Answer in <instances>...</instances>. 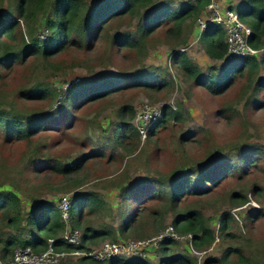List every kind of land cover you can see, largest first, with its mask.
<instances>
[{
    "label": "rangeland",
    "instance_id": "rangeland-1",
    "mask_svg": "<svg viewBox=\"0 0 264 264\" xmlns=\"http://www.w3.org/2000/svg\"><path fill=\"white\" fill-rule=\"evenodd\" d=\"M13 1L15 0H0V17H8L14 13L9 8ZM187 1L189 0H155L148 8V17L140 14L133 19H115L108 25L109 30L105 36L129 32L133 37L139 38V27L146 24L156 9L162 5L179 7ZM234 1L237 3V0ZM94 3L95 0H90L89 6ZM222 5L225 6L223 2ZM200 15L201 13L188 18L182 26L181 37L186 36L184 43L166 31L172 24H161L146 40V53L122 47L110 49L106 40L102 39L95 45L90 44L82 49L69 46L53 59L38 55L30 56L24 63L11 62L9 67L1 65L0 106L22 116L39 114L44 117V127L38 130V136L32 138L29 152L35 151L40 161L49 158L69 162L78 156L84 157V160L80 170L72 174H60L43 167L35 174V163L30 164L29 170H23L27 163L26 145L23 142H5L0 138V186L13 185L20 192L23 205L30 204L26 194L57 205L64 195L71 199L78 192L94 191L106 201V206L99 213H86L85 210V224L114 226L118 239L124 242H158L164 229L171 225V211L161 223H157L155 217L145 214L135 226L138 228L123 236L118 231L124 218L132 216L143 200L145 192L140 186L147 185L146 180L166 179L174 165L182 163L180 158H202L207 149H215V146L218 153L235 152L244 145L264 148V87L255 88L256 79L264 76V47L253 56L258 66L251 75L249 71L253 68L241 64V59L228 64L226 60H213L206 56L199 41L197 19ZM44 23L45 16H42L35 27L36 36L39 32V37L42 33L45 34ZM215 36L224 39V31H218ZM185 47L187 50L182 53L202 74H213L214 77H209L210 83L217 86L216 82L223 84L230 81L223 92H209L179 69L172 57L175 51ZM141 69L153 73L151 76L156 81L154 87L147 89L133 87L130 83L123 84L120 91L80 107H68V99L60 100L59 94L66 92L77 78L78 82L82 78L99 80L104 74L131 75ZM39 81L56 89L57 95L54 98L22 97L21 90L28 89ZM146 104L152 107L162 106V109L168 105L182 113V120L156 127L152 136L147 135L145 139L129 137L119 144V132L113 133L116 130L114 121L135 125V119L133 121L134 116L131 118L128 110L117 119L116 110L122 105H130L138 112ZM59 106L66 111L61 117H56L55 110ZM186 133L191 136L189 140L180 139ZM94 151L104 155L92 156ZM254 158L257 164L247 170L246 174L228 176L218 185L212 186L208 194H189L182 200L177 213L190 209L199 210L206 217L217 239L210 247H194L193 251L188 240H177L174 249L176 253L186 252L197 264H203L208 258L221 259L228 246H238L250 259L247 264H264V156L254 155ZM125 187L129 190H124ZM255 187H260L261 191L252 194L251 190ZM237 192L246 193L249 202L235 205L232 194ZM255 209H261L263 216L250 222L246 216ZM224 211H234L238 215V219L232 218L229 229L225 231L236 237L226 236L225 232L222 235L219 233L218 219ZM111 240L97 239L87 245L99 247ZM156 254L158 258L151 261L159 260L157 249ZM76 260L77 258H70L61 264H75ZM220 264L243 263L230 255Z\"/></svg>",
    "mask_w": 264,
    "mask_h": 264
},
{
    "label": "trees",
    "instance_id": "trees-1",
    "mask_svg": "<svg viewBox=\"0 0 264 264\" xmlns=\"http://www.w3.org/2000/svg\"><path fill=\"white\" fill-rule=\"evenodd\" d=\"M89 1L15 0L13 5L11 2L9 8L14 13H7L9 14L8 17L7 15L0 17V19L2 18L0 21V66L9 67L11 62L20 61L24 63L31 58L30 56L40 55L46 59H53L60 51L69 46L82 49L90 46V44L95 45L102 39L106 40L110 49L122 47L137 53L143 51L146 53V40L161 24L166 25L168 23L172 25L166 31L173 34L174 37L180 38L181 42L184 43L186 36L181 37L182 26L188 18L202 13L209 2V0L188 1L180 9L162 5L147 19L145 25L139 27L140 36L135 38L129 32L105 35L109 30L108 25L115 19L120 20L124 17L133 19L140 14L148 17L150 13L148 8L153 5L155 0H95L92 6H89ZM239 14L243 22L251 28V34L247 38L248 44L256 50L262 49L264 47V0H242ZM42 16H45L43 27L46 35L44 38L39 37L40 32L37 36L35 34V27ZM20 24L24 25L25 31ZM218 31H221L219 26L212 23L199 36L205 53L213 60H223L226 54L225 40L215 36ZM172 58L178 64L179 69L193 78L197 85L205 87L213 94L223 92L230 83L229 80L223 84L216 82L217 86L210 83L209 77H214L213 74L210 76L202 74L180 51H175ZM236 59H241V64L253 68L249 71L251 72L250 75L258 66L255 57L250 56L231 59L226 63ZM222 70L223 68L217 72L220 73ZM151 75H153L152 72L141 69L131 75L104 74L99 80L82 78L66 92H61L59 94L60 100L68 99V107H80L85 103L104 98L112 92L120 91L123 84L130 83L133 87L150 89V87L155 86L156 82ZM260 87H264V76L256 79L255 88ZM21 93L23 94L22 97L31 98H54L57 95L56 89L40 81L28 89L21 90ZM62 106L56 108V117H61L65 113L66 109ZM127 110L132 118L135 113L134 107L122 105L116 110L117 119ZM182 117L181 112L173 110L168 105L163 106L162 116L150 128L148 136H152L156 127L165 125L170 121H181ZM43 120L44 117H40L39 114L26 117L0 106V138L5 142H23L26 145L25 158L27 163L24 166V171L29 170L31 163H35L33 169L35 174H38L37 172H40L42 167L60 174H72L80 170L84 160L82 156H78L69 162L49 158L40 161L35 151L29 152L32 138L38 136V130H42L44 127ZM113 125L116 128L113 133L119 132L117 136L119 144L125 138H140L138 131L130 123L114 121ZM190 137L186 133L180 139L187 141ZM216 153H218L217 146L215 149H207L202 158L193 160L180 158L182 163L175 164L166 179L152 178L149 179V182L146 180L147 185L140 186L145 193L143 200L138 205L139 207L132 216L124 218L118 227L121 236L138 228L135 226L145 214L155 217L157 223H161L165 215L171 211L173 213L171 226L180 235L191 234L188 244L193 249L194 247L197 249L210 247L216 237L206 217L197 209L177 213L180 203L189 194H208L212 186L218 185L228 176L246 174L247 170L257 164L254 155L264 156V148L244 145L235 152L222 151ZM91 155H104V153L94 151ZM127 187L124 190L128 191ZM260 191V187H255L252 188L251 193L256 194ZM26 195L30 200L29 205H23L21 194L14 189L13 185L0 186V257L4 260L5 258L8 259L13 254L14 249L18 247L30 246L35 251L44 250L49 238L55 239L54 245L56 246L63 245L65 249H74L72 246L64 245L59 241L66 225L60 217L57 206L42 198ZM232 197L235 205H244L249 202L246 193H233ZM146 201H152V203H145ZM104 206H106V201L94 191L78 192L71 197L69 225L72 228L80 229L82 232L83 242L80 248H87L88 243L97 239H118L117 230L114 226H92L83 221L85 210L86 213H99L104 210ZM261 216H263V211L255 209L250 211L246 218L253 222ZM232 218L234 219L233 213L229 211H224L219 217L218 224L221 235L229 229L233 221ZM224 234L229 237H236L233 233L225 232ZM176 244L177 241L171 238L161 240L157 247L160 254L158 261L126 260L114 257L100 262L89 257H81L76 260L75 264H197L186 252L176 253L174 251ZM230 255L243 264L250 262L240 247L228 246L221 259L208 258L203 264H220Z\"/></svg>",
    "mask_w": 264,
    "mask_h": 264
},
{
    "label": "built area",
    "instance_id": "built-area-1",
    "mask_svg": "<svg viewBox=\"0 0 264 264\" xmlns=\"http://www.w3.org/2000/svg\"><path fill=\"white\" fill-rule=\"evenodd\" d=\"M211 23L219 25L222 31H224L226 54L223 60L229 61L238 57L255 56L257 54L258 50L251 47L247 42V38L251 34V28L243 22L237 9L223 6L222 0H209L203 13L197 19L198 34L200 35ZM45 35L46 32L44 35L42 33L40 38H44ZM186 50L187 47L179 51L185 52ZM78 80V78L75 79L69 87L71 88ZM161 114L162 106L152 107L148 104L143 105L138 112H135L133 117V121L135 119V125L133 126L138 131L141 139L146 138L150 128L161 118ZM56 206L60 217L66 225L59 241L64 243V245L72 246L74 249H65L63 245L56 246L54 245L55 239L49 238L47 240V247L44 250L35 251L30 246L18 247L14 249L11 257L0 261V264H61V262L67 259H78L81 257H89L100 262L114 257L124 258L126 260L140 259L151 261L153 258H158L156 249L161 240L171 238L176 241L181 239L189 241L191 238V234L180 235L169 225L164 229V233L160 235L159 241L156 243H150V241L144 242L143 240H129L124 242L117 239L106 241L99 247L89 246L87 248H80L83 242L82 232L69 225L70 198L68 195L60 197ZM233 215L238 219V215L234 211ZM190 248L193 251L191 246Z\"/></svg>",
    "mask_w": 264,
    "mask_h": 264
},
{
    "label": "crops",
    "instance_id": "crops-1",
    "mask_svg": "<svg viewBox=\"0 0 264 264\" xmlns=\"http://www.w3.org/2000/svg\"><path fill=\"white\" fill-rule=\"evenodd\" d=\"M223 4L225 6H228L230 8H235L237 10H239L240 6L242 5V0H237V3L234 1V0H222ZM186 2H184L185 4ZM184 4H181L179 7H173V9H180L182 6H184ZM219 28L221 29V27L219 26ZM222 30V29H221ZM207 56V54H206ZM208 57V56H207ZM250 57H253V56H250ZM217 61H222V60H217ZM1 256V255H0ZM9 258V257H8ZM7 259V258H5ZM4 260L3 258L0 257V261Z\"/></svg>",
    "mask_w": 264,
    "mask_h": 264
},
{
    "label": "clouds",
    "instance_id": "clouds-1",
    "mask_svg": "<svg viewBox=\"0 0 264 264\" xmlns=\"http://www.w3.org/2000/svg\"><path fill=\"white\" fill-rule=\"evenodd\" d=\"M239 11V10H238ZM212 24V23H211ZM215 24V23H214ZM219 26V25H218ZM203 32V31H202ZM223 61V60H222Z\"/></svg>",
    "mask_w": 264,
    "mask_h": 264
}]
</instances>
